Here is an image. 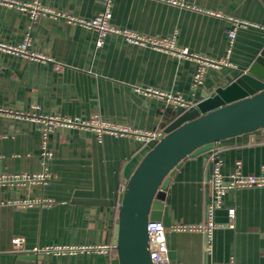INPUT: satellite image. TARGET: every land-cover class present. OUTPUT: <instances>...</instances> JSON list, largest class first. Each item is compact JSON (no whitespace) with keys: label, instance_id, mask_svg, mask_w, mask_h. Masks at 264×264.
<instances>
[{"label":"crops","instance_id":"1","mask_svg":"<svg viewBox=\"0 0 264 264\" xmlns=\"http://www.w3.org/2000/svg\"><path fill=\"white\" fill-rule=\"evenodd\" d=\"M13 1L21 6L0 3V42L20 46L29 37L28 54L38 58L0 51V106L29 115L0 114V174L43 171L42 124L35 116L164 132L186 110L167 96L198 104L222 80L245 72L264 47L262 0H112L113 26L229 62L208 67L196 86L197 61L117 34H108L98 47L95 30L66 19L93 18L104 10L100 0H38L46 13H34L35 0ZM149 142L94 126L55 128L49 136L48 183L0 187V264H119L115 248L107 254L34 250L114 246L121 196ZM213 148L226 177L237 162L247 175H260L264 168L262 130ZM212 150L186 158L172 178L162 220L167 227L204 222ZM215 222L211 253L204 234L167 230L171 263L264 264V187L229 191ZM16 237L25 240L22 250L13 246Z\"/></svg>","mask_w":264,"mask_h":264},{"label":"water","instance_id":"2","mask_svg":"<svg viewBox=\"0 0 264 264\" xmlns=\"http://www.w3.org/2000/svg\"><path fill=\"white\" fill-rule=\"evenodd\" d=\"M264 3V0H262ZM264 128V47L249 68L222 80L148 143L121 196L113 244L119 264H152L148 223L162 221L167 191L183 161L221 140Z\"/></svg>","mask_w":264,"mask_h":264},{"label":"built area","instance_id":"3","mask_svg":"<svg viewBox=\"0 0 264 264\" xmlns=\"http://www.w3.org/2000/svg\"><path fill=\"white\" fill-rule=\"evenodd\" d=\"M104 6V10L94 16L93 18H75L67 16L66 19L74 24L80 25L85 28L93 29L97 32V43L98 47H101L104 42V38L108 34H117L124 37L128 42L133 44H142V45H151L156 48L171 50L172 52L179 53L180 55L187 56L199 64V68L194 77V83L196 86H199L203 82V77L207 71L208 67H220V66H230L227 60H216L205 56H200L197 54H190L188 50H180L176 48L171 40H158L150 38L148 36L139 35L131 30H122L112 25V0H100ZM1 4L7 6H21L18 2L13 0H0ZM176 4V2H173ZM39 1L35 0L34 2V13L41 11L45 12L38 6ZM46 13V12H45ZM35 15V14H34ZM241 24L244 25L242 22ZM230 37V47L228 53L232 52V47L236 37V31H231L229 33ZM30 39L27 37L25 42L20 46H10L3 42H0V51L8 52L14 55H23L29 56L31 58H38V56L30 55L29 53ZM167 100L175 105H180L186 110L195 106L192 102L186 101L180 96L173 97L167 96ZM35 109H40L39 106H35ZM0 114H14L17 116H29L28 114L13 112L5 107L0 106ZM35 118L42 124V136H41V148H42V157H43V166L44 169L42 172L35 174H0V187L8 184H17L25 185L27 183H38L45 185L50 179V173L47 168V162L52 158L53 152L49 147V136L50 133L57 128L58 126H94L99 132L109 131L114 134H123V135H138L144 137L148 141L159 140L164 137V132H141L136 130H131L128 128L112 126L109 127L103 122H81L79 119L75 118H63L58 116L50 115H39ZM262 130V138L264 143V128ZM219 151L216 148H213L210 159L215 162L214 168L206 180V186L209 189V200L206 205L205 219L201 224H175L170 227H167L163 221H152L148 223V236H149V249L151 255L152 264H172L169 258V250L167 245L166 232L167 230H172L175 232H199L206 236V252L211 253V240L214 230L217 228L215 222V212L221 208L223 199L226 194L231 190H240L247 188H261L264 187V168L260 175H247L242 172L241 163L237 162L235 170L230 176L226 177L220 170V160ZM1 157V156H0ZM17 206H26L28 202L17 201L14 203ZM230 217L233 219L235 216V211H229ZM13 246L16 250H22L24 248L25 240L21 237H16L12 240ZM115 246L111 245H100V246H84L79 248H52L45 247L43 249L34 250L35 253H79V252H95L99 254H107ZM225 264H236L234 262H228Z\"/></svg>","mask_w":264,"mask_h":264}]
</instances>
